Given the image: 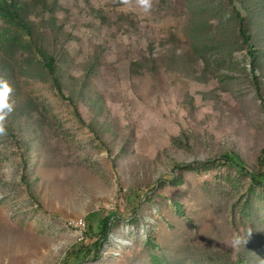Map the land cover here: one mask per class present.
Wrapping results in <instances>:
<instances>
[{
	"label": "rangeland",
	"instance_id": "obj_1",
	"mask_svg": "<svg viewBox=\"0 0 264 264\" xmlns=\"http://www.w3.org/2000/svg\"><path fill=\"white\" fill-rule=\"evenodd\" d=\"M18 1L0 264H264V0Z\"/></svg>",
	"mask_w": 264,
	"mask_h": 264
},
{
	"label": "trees",
	"instance_id": "obj_2",
	"mask_svg": "<svg viewBox=\"0 0 264 264\" xmlns=\"http://www.w3.org/2000/svg\"><path fill=\"white\" fill-rule=\"evenodd\" d=\"M22 8V5L20 4V2L18 0H0V14L9 19V20H16V21H19V22H23V18L21 16V11L23 9ZM242 34L244 36V40L246 42H248L250 40V36H249V33L242 30ZM53 59H50L48 65L49 67H52L53 66ZM58 88L59 85H57ZM60 90V89H59ZM223 160L224 162H228L230 163L231 165L233 166H239L240 165V158L234 154H226L224 157H223ZM261 162L262 164H264V154L263 156L261 157ZM254 175V179L256 177L255 174ZM111 219V215H108L106 216L103 221H104V227H103V231L105 232L106 229L108 228V222L110 221ZM99 242H97L96 244L92 245L91 247H95ZM89 247V249L91 248Z\"/></svg>",
	"mask_w": 264,
	"mask_h": 264
},
{
	"label": "clouds",
	"instance_id": "obj_3",
	"mask_svg": "<svg viewBox=\"0 0 264 264\" xmlns=\"http://www.w3.org/2000/svg\"><path fill=\"white\" fill-rule=\"evenodd\" d=\"M124 3H127V0H123ZM139 4L144 7L146 10L151 7V0H139ZM11 92L10 87L7 83L0 81V134L5 132L3 121L5 120L7 109L9 112L12 110L11 105L8 104L7 99L8 95ZM233 246H238L241 243V239L239 237H235L233 240Z\"/></svg>",
	"mask_w": 264,
	"mask_h": 264
},
{
	"label": "built area",
	"instance_id": "obj_4",
	"mask_svg": "<svg viewBox=\"0 0 264 264\" xmlns=\"http://www.w3.org/2000/svg\"><path fill=\"white\" fill-rule=\"evenodd\" d=\"M77 228L81 229L80 230V239L83 240L84 239V235H83V232H82V229L84 228L85 226V223L83 221H78V222H75L73 223Z\"/></svg>",
	"mask_w": 264,
	"mask_h": 264
}]
</instances>
